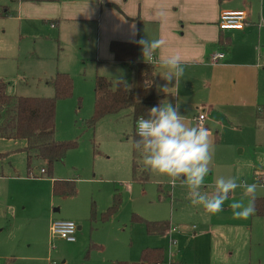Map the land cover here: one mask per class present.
<instances>
[{
	"label": "rangeland",
	"instance_id": "rangeland-1",
	"mask_svg": "<svg viewBox=\"0 0 264 264\" xmlns=\"http://www.w3.org/2000/svg\"><path fill=\"white\" fill-rule=\"evenodd\" d=\"M54 25V20L29 21L20 14L19 2L0 0V81L5 84V94L12 98H54V90L47 81L57 73L67 74L72 81V92L55 100L54 138L57 142L75 144L63 161L50 169L34 155L27 163L22 151L24 141L0 137V264H28L11 259L13 255L38 260L30 261L31 264H102L105 260L111 264L125 261L127 252L157 240L146 235L140 219L169 221L173 217L174 226L195 225L197 229L211 222L214 232L215 226L229 222L224 209L226 201L223 210L212 215L202 206L192 204L179 182L173 188L167 177L152 172L145 185L134 182L132 117L124 110L94 123L90 121L94 115L96 77H106L113 83L123 80L133 91L137 65H123L114 59L99 60L96 38L91 31L87 37L81 35L86 25L67 29L61 23ZM212 149L211 171L205 177L204 191L210 193L208 186L219 176H238L264 191V184L257 182L256 175L253 180H246V176L238 174L237 160L241 157L238 148L217 144ZM137 161L141 172L148 171L140 154ZM41 169L45 172L42 175ZM54 181L73 182L75 192L54 195ZM114 188L120 190L121 204L104 220L102 207L108 199L111 205ZM158 188L162 189L161 198L157 197ZM242 191L237 188L231 196L240 199ZM167 192L170 198L164 197ZM54 220L73 221L80 229L73 243L51 236L49 229ZM241 234L239 243L246 251L247 227ZM157 238L168 246L167 250L163 249L165 256L168 251L169 259L170 253L174 257L187 252L188 244L181 248L176 238L177 248L171 249L169 235ZM225 243L218 242L216 253H212L216 263L229 256Z\"/></svg>",
	"mask_w": 264,
	"mask_h": 264
},
{
	"label": "crops",
	"instance_id": "crops-1",
	"mask_svg": "<svg viewBox=\"0 0 264 264\" xmlns=\"http://www.w3.org/2000/svg\"><path fill=\"white\" fill-rule=\"evenodd\" d=\"M15 1L20 3V14L29 21L54 20V26L61 23L65 29L77 24L86 25L81 35L87 37L91 31L96 38L99 60L114 61L109 51L111 42L136 43L138 64L153 67L155 94L162 97L161 103L178 104L180 114L190 126H194V118L204 113L203 125L209 130L212 146L219 144L234 150L238 148L241 156L237 160L240 164L238 174L246 176V180H253L255 175L257 177L264 171V0H226L222 3L217 0ZM222 11L245 12L247 25L241 31H219L217 21ZM50 26L53 27L52 24ZM141 39L159 40L161 47L151 56H143L138 43ZM217 53L224 57L212 64L211 57ZM172 54L179 57L185 70L176 84L175 81L167 82L169 93H163L159 88L166 83L160 76L164 70L157 61ZM121 82L127 85L125 81ZM125 112L132 117L129 110ZM132 126L134 130V120ZM149 178L145 183L133 180L143 186ZM241 193L240 199L230 196L226 201L224 209L229 222L215 226V232L211 222L197 229L195 225L174 226L175 220L171 217L169 221L162 220L169 225L163 235L151 236L145 230L147 236L157 240H150L127 252L123 258L125 261L116 263H138L145 249L160 250L163 260L168 261V251L167 256L164 251L168 246L157 237L169 235L170 249L177 248L176 239L181 248L188 244L187 252L170 256L172 264H264V259H260L264 258V217L251 214L247 218H236L228 207L235 200L248 203L249 198L243 191ZM157 197H162L160 188ZM164 197L170 198V194L167 192ZM252 198H264V191L257 186ZM109 207L108 199L102 207L103 213ZM245 227L248 234L246 251L239 243ZM171 241L175 243L171 245ZM218 242L228 244L229 248L228 258L221 263H216L212 257ZM11 259H20L28 264L38 261L17 255ZM102 264H109V260Z\"/></svg>",
	"mask_w": 264,
	"mask_h": 264
},
{
	"label": "trees",
	"instance_id": "trees-1",
	"mask_svg": "<svg viewBox=\"0 0 264 264\" xmlns=\"http://www.w3.org/2000/svg\"><path fill=\"white\" fill-rule=\"evenodd\" d=\"M222 3L226 0H217ZM109 51L113 59L123 65H137L135 89L130 91L124 82H110L104 77H96L94 82V115L90 123L97 119L129 110L135 122L136 118L146 115L147 110L161 104V96L155 94L152 77L153 67L138 64V46L136 43L111 42ZM55 93L54 98H12L5 94V84L0 81V137L7 140L24 141L22 151L27 156V163L32 155L42 160L52 169L57 162H62L66 152L75 146L71 142H57L55 133V100L71 95L72 81L67 74L57 73L47 81ZM132 146V177L135 181L145 183L149 171H140L137 161L139 152ZM54 195H72L73 182H53ZM253 216L264 217V198H252ZM121 204L120 190L115 189L110 207L102 214L106 220L113 215ZM143 223L148 235H163L169 225L165 221ZM164 260L158 249H145L141 252L140 260L135 264H159ZM116 264H129L118 262Z\"/></svg>",
	"mask_w": 264,
	"mask_h": 264
},
{
	"label": "clouds",
	"instance_id": "clouds-1",
	"mask_svg": "<svg viewBox=\"0 0 264 264\" xmlns=\"http://www.w3.org/2000/svg\"><path fill=\"white\" fill-rule=\"evenodd\" d=\"M143 56H151L161 47V41L141 39L138 42ZM164 70L160 76L165 84L159 90L169 93L167 82H178L184 74V65L179 57L172 54L157 61ZM133 147L139 152L143 167L162 177H167L170 186L177 182L186 189L192 204H198L211 214L223 210L225 201L230 199L237 188L243 189L248 203L235 200L229 203L232 215L247 218L254 212L252 197L256 192L255 183H247L238 176H219L211 187V192L204 191L205 177L210 175L212 161V142L209 130L203 126H190L184 115L179 112V105L158 104L147 110L135 120ZM171 256V253H170Z\"/></svg>",
	"mask_w": 264,
	"mask_h": 264
},
{
	"label": "built area",
	"instance_id": "built-area-1",
	"mask_svg": "<svg viewBox=\"0 0 264 264\" xmlns=\"http://www.w3.org/2000/svg\"><path fill=\"white\" fill-rule=\"evenodd\" d=\"M246 23V14L243 11H222L219 14L217 27L219 31H241L243 30ZM224 55L221 53L214 54L211 57L212 64H216ZM194 126H203L205 121L204 113H200L193 120ZM135 126V122H134ZM135 132V127H134ZM44 170L40 171V175L44 174ZM256 180L260 184H264V171L256 177ZM50 234L52 237H57L61 240H64L68 243H73L75 241V234L78 230L77 226L73 221L70 220H54L50 225ZM174 241H171V245L174 244ZM159 264H172L171 259L168 262H162Z\"/></svg>",
	"mask_w": 264,
	"mask_h": 264
}]
</instances>
